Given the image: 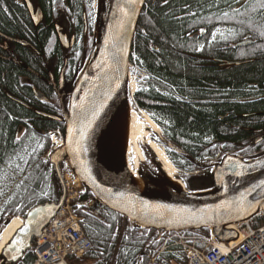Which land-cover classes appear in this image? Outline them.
<instances>
[{
  "label": "trees",
  "instance_id": "1",
  "mask_svg": "<svg viewBox=\"0 0 264 264\" xmlns=\"http://www.w3.org/2000/svg\"><path fill=\"white\" fill-rule=\"evenodd\" d=\"M18 1L0 0V29L11 36L16 33L35 36L36 31ZM41 1L44 7L51 2ZM86 1L68 0L72 14L79 13L82 19ZM59 2L62 4V0ZM215 2L147 0L130 59L146 72L142 87L134 96L136 104L151 113L167 140L181 150L167 148L173 163L190 173L185 181L191 191L212 187V171L207 173L201 160L222 152L248 158L250 153L264 151V59L219 71L216 67L196 66L189 58L190 28L194 23L189 12L196 11L194 20L204 17L209 15L204 10ZM48 33L50 28L37 42L40 50L50 45L52 36ZM12 53L34 70L43 67L40 57L21 46ZM24 68L0 57V233L11 218L25 217L41 203L58 201L62 193L51 160L45 155L52 148L49 132L58 129L64 132V123L55 116L40 114L36 107L43 108L38 104L28 108L22 100L8 94L19 95L24 84L19 77L31 74ZM50 112L56 113L57 109ZM260 137L263 139L259 140ZM92 198L94 194L87 190L78 201ZM77 213L92 242V249L77 264H150L149 251L154 255L160 251L159 231L140 227L106 206L96 214L85 207L77 209ZM263 224V218L253 220L256 227ZM209 231L196 232L208 235ZM35 259L30 250L17 264H33ZM155 264H188V261L174 247L161 253Z\"/></svg>",
  "mask_w": 264,
  "mask_h": 264
},
{
  "label": "water",
  "instance_id": "2",
  "mask_svg": "<svg viewBox=\"0 0 264 264\" xmlns=\"http://www.w3.org/2000/svg\"><path fill=\"white\" fill-rule=\"evenodd\" d=\"M25 1L33 10L30 0ZM145 3L146 0H103L97 46L71 92L69 107L60 95L63 117L57 118L65 123V146L54 151L51 163L62 188L61 196L27 213L24 225L13 237L17 243L13 245L12 239L3 251V264L19 263L66 206L68 188L62 170L65 162L104 206L138 225L159 231L214 227L218 239L229 242L237 239L238 233L224 227L253 218L264 202V155L250 162L227 155L213 173L212 187L217 189L204 194L181 191L180 195L170 196L150 191L149 195H138L125 187L120 174L127 173L123 163L114 169L113 184L109 181L101 162V148L113 113L127 96L133 41ZM32 13L38 24L41 12ZM57 29L66 43L65 27L57 24ZM251 42L246 40L238 46Z\"/></svg>",
  "mask_w": 264,
  "mask_h": 264
},
{
  "label": "flooded vegetation",
  "instance_id": "3",
  "mask_svg": "<svg viewBox=\"0 0 264 264\" xmlns=\"http://www.w3.org/2000/svg\"><path fill=\"white\" fill-rule=\"evenodd\" d=\"M92 0L84 4L83 17L79 13L72 14V7L68 0H51L45 7L41 0H30L33 10L25 0H19L17 5L21 7L34 31L35 36L16 33L11 36L0 29V57L7 61H15L24 65V69L31 74L22 75L19 79L21 85L18 94L12 97L20 99L31 108L38 104L35 110L56 117H63V107L60 95H62L66 107H69L70 95L77 83L79 67L87 54L92 51L94 44L92 36L97 22L93 20L94 9L89 6ZM213 7L205 9L209 15L194 20L197 13L189 12L191 25L190 53L196 66L216 67L219 71L240 65L256 62L264 59V0H215ZM51 4V8H50ZM78 10L81 11L79 5ZM40 11L42 16L39 23L34 21L32 12ZM227 14V15H225ZM193 19V20H192ZM65 27L67 41L63 43L57 29V24ZM50 28L52 40L47 49L37 45L45 30ZM47 36V37H48ZM197 37V38H196ZM251 40L246 45L239 43ZM21 46L30 51L43 62V67L38 71L32 66L23 63L13 55L12 50ZM21 52H24L21 50ZM243 64H237L243 62ZM63 83V84H62ZM42 96V99L38 97ZM58 107V108H56ZM57 109V112H50Z\"/></svg>",
  "mask_w": 264,
  "mask_h": 264
},
{
  "label": "bare ground",
  "instance_id": "4",
  "mask_svg": "<svg viewBox=\"0 0 264 264\" xmlns=\"http://www.w3.org/2000/svg\"><path fill=\"white\" fill-rule=\"evenodd\" d=\"M197 38V37H196ZM138 85L135 77L129 76V97L126 96L116 107L113 116L108 124L105 135V142L101 148V162L106 171L109 181L114 182V169L118 163L119 157H122V163L126 167V172L121 174L125 181V187L138 195L144 196L150 194V185L146 179L138 172L137 167L132 164V152H136L139 156L143 155L142 144L148 145L158 157L159 162L163 165L167 178L185 191V183L177 177L178 168L169 158L164 147L151 138L153 132H160L161 128L158 123L150 116V114L139 109L133 102L134 95ZM151 129L153 132H150ZM58 143V140L56 139ZM143 162L142 157L139 158L138 164ZM68 179V178H67ZM76 186L81 190L72 193L71 199H75L79 191L84 190L79 179L75 180ZM198 191L204 194L209 193ZM24 219L21 216L13 217L10 223L3 229L0 235V258L7 244L13 239L15 233L23 226ZM239 225L231 224L229 228L238 230Z\"/></svg>",
  "mask_w": 264,
  "mask_h": 264
},
{
  "label": "built area",
  "instance_id": "5",
  "mask_svg": "<svg viewBox=\"0 0 264 264\" xmlns=\"http://www.w3.org/2000/svg\"><path fill=\"white\" fill-rule=\"evenodd\" d=\"M259 216L264 217V204ZM239 236L238 240L229 243H216L207 239L213 244L208 251L185 244L184 240L192 237H185L181 233L169 235L167 241L177 238V243L185 245L189 264H264V225L254 227L248 221L239 228ZM91 246L80 218L68 208L60 213L37 240V259L34 264H71L69 258L83 257Z\"/></svg>",
  "mask_w": 264,
  "mask_h": 264
},
{
  "label": "rangeland",
  "instance_id": "6",
  "mask_svg": "<svg viewBox=\"0 0 264 264\" xmlns=\"http://www.w3.org/2000/svg\"><path fill=\"white\" fill-rule=\"evenodd\" d=\"M90 3H91V6L94 9V18H93V20L96 21V22L98 21V23H99L100 18H101V12H102V9H103V0H92ZM96 26H97V24H96ZM89 54H90V52L87 54V56H89ZM130 69H131L130 70V74H132L135 77V79L137 81L138 88H141L142 87V83L141 82H142V79H143V78H141V75H142L141 69L136 67V66H133ZM127 96L129 97V86L127 87ZM133 102L134 103L136 102L135 99H133ZM160 128H161L160 132H153L151 129H149L150 132H153L151 138L154 139L155 141H157L162 147H164V149L166 150L167 154H168L167 148H170V149H172L174 151L180 152L181 150L177 146H175L174 144H172L171 142H169L167 140V138L165 136V133H164V130L162 129L161 126H160ZM142 150H143V155L142 156H139L136 152L133 151L132 152L131 161H132V164L135 167H137L138 172L149 183L152 193H155V194H167V195H170V196L180 195L182 190L178 186H176L174 183H172L167 178L166 172L163 170V165L161 164V162H159L158 157L156 156V154L153 151H151V149L149 148V146L147 144L146 145L142 144ZM255 154H258V153H253V154L250 153L249 156L253 157V156H255ZM47 156L48 155H46V157ZM140 157H142L143 162L141 164H138L137 162H138ZM217 159L218 158L214 157L212 160H207V159L201 160V164H203L204 166L207 167V169H206L207 173H211V171H213L212 169L214 168V164L211 163V162L216 161ZM118 161H120L122 163V157H119ZM62 170H63V173H64V177L66 179V183L68 185V188L70 189L68 191L69 196L72 197V193L75 192L76 190H81V188L75 187L76 186L75 180L77 178H76L75 174L73 173V171H72V169H71L69 164H67V163L64 164L62 166ZM120 174H123V173L120 172ZM188 174H190V173H187L186 171H183V170L178 168L177 177L179 179H181L185 183L187 192L190 191V189L188 188L187 183L185 181L187 179V176H189ZM195 174H198V173L195 172ZM211 176H213V172H212ZM81 186L83 187L82 184H81ZM80 194H81V191L78 192L77 197H76L75 200L71 199V202L78 201V198L80 197ZM75 204H76V202H75ZM78 206H81V203L77 204L76 209L74 208L75 211H77ZM84 206H85L86 210L89 213H91L90 210L96 209V205L94 203H88V204H85ZM183 235L185 237L191 236L190 234H183ZM164 236H168V235L161 234L157 238L158 242H161V241H163V242H162V246L160 248L161 252H159V254L156 257H158L161 253L166 251V250L163 251V249H162L164 247V245H165ZM196 236L197 237H192V238H189L188 240H184L185 243H187L189 245L190 244L191 245L197 244V246L198 247L200 246L201 248H206V247L211 248V245H209L208 242L205 240L206 239V237H204L205 235L196 234ZM200 236L203 237V238H199ZM166 247H167L166 249H168V246H166ZM183 248L185 250V247H183ZM181 253H183V251H181ZM149 257L150 258L152 257L151 264H153L154 261L156 260V257L152 256L151 254H150Z\"/></svg>",
  "mask_w": 264,
  "mask_h": 264
},
{
  "label": "snow or ice",
  "instance_id": "7",
  "mask_svg": "<svg viewBox=\"0 0 264 264\" xmlns=\"http://www.w3.org/2000/svg\"><path fill=\"white\" fill-rule=\"evenodd\" d=\"M261 6L264 7V3H262ZM225 15H227V14H225ZM84 135H85V133H81V136H82V137H83ZM29 215H31V213H30ZM20 231H24V229H21ZM16 243H17V241H16L15 239H13L12 244L14 245V244H16ZM13 258H15V257H13Z\"/></svg>",
  "mask_w": 264,
  "mask_h": 264
}]
</instances>
